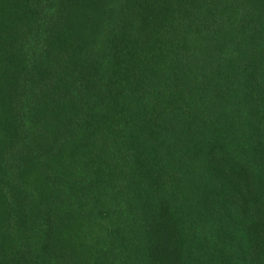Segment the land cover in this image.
<instances>
[{"label":"trees","instance_id":"obj_1","mask_svg":"<svg viewBox=\"0 0 264 264\" xmlns=\"http://www.w3.org/2000/svg\"><path fill=\"white\" fill-rule=\"evenodd\" d=\"M259 242L264 0H0V264H245Z\"/></svg>","mask_w":264,"mask_h":264},{"label":"rangeland","instance_id":"obj_2","mask_svg":"<svg viewBox=\"0 0 264 264\" xmlns=\"http://www.w3.org/2000/svg\"><path fill=\"white\" fill-rule=\"evenodd\" d=\"M249 219L250 218H244V220L242 222H240L243 226V229L246 231V233L244 234L243 236V239L245 240L246 244H249L252 240V238L255 237V234L253 233V230L250 228V226H248L249 224ZM95 232V228L92 230V233ZM241 232H243V230H241ZM254 249L252 251V253L249 252V255H248V262H251L249 260V256H253V260H255L256 258H258V261L260 260V263L259 264H264V242H259L258 243V247L254 246L253 247V244H251V247H250V251L251 249ZM252 260V261H253ZM247 261L245 264H247ZM251 263H254V262H251ZM58 264H63L62 262H59Z\"/></svg>","mask_w":264,"mask_h":264}]
</instances>
